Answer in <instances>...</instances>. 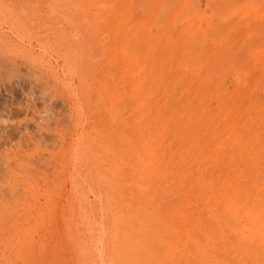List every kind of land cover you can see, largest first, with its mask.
<instances>
[{
  "label": "rangeland",
  "instance_id": "1",
  "mask_svg": "<svg viewBox=\"0 0 264 264\" xmlns=\"http://www.w3.org/2000/svg\"><path fill=\"white\" fill-rule=\"evenodd\" d=\"M172 1L0 0V264H264V0Z\"/></svg>",
  "mask_w": 264,
  "mask_h": 264
},
{
  "label": "bare ground",
  "instance_id": "2",
  "mask_svg": "<svg viewBox=\"0 0 264 264\" xmlns=\"http://www.w3.org/2000/svg\"><path fill=\"white\" fill-rule=\"evenodd\" d=\"M127 1H128V0H127ZM158 1H159V0H151V3H152V5H153V7H154V8H152L151 10H152V13H153V12L156 13L155 15L161 13V11H160L159 9H160L161 7L163 8V5L161 6V3H159ZM190 1H191V0H190ZM217 2H218V1H217ZM219 2H220V1H219ZM66 3H67V2H66ZM132 3H133V2H132ZM172 3H173V1L170 0V4H172ZM188 4H190V3H188ZM65 5H66V4H65ZM130 5H131V4H130ZM156 5H157V7H156ZM131 6H132V5H131ZM133 6H134V5H133ZM139 6H140V5H139ZM122 7H123V6H122ZM125 7H126V6H125ZM135 7H136V6H135ZM127 8H128V7H127ZM220 8H221V6H220ZM52 9H53V8H52ZM65 9H66V8H65ZM154 9L157 10V11L155 12ZM119 10H120V9H119ZM122 10H124V7H123ZM125 10H128V9H125ZM125 10H124V11H125ZM130 10H131V9H130ZM133 10H134V8H133ZM242 10H243V9H242ZM53 11H54V10H53ZM124 11H123V12H124ZM246 11H247V10H246ZM246 11H245V12H246ZM250 11H251V10H250ZM22 12H24V11H22ZM150 12H151V11H150ZM252 12H253V11H252ZM49 13H50V12H49ZM130 13H132V12H130ZM134 13H135V12H134ZM152 13L149 14V15H152ZM227 13H228V12H227ZM227 13H226V14H227ZM50 14H51V13H50ZM123 14H124V13H122V15H123ZM199 14H200V13H199ZM155 15H153V16H155ZM200 15H201V14H200ZM229 15H231V14H229ZM249 15H250V14H249ZM128 16H129V15H128ZM153 16H151V17H153ZM227 16H228V15H227ZM233 16H235V15H233ZM124 17H125V16H124ZM124 17H123V18H124ZM201 17H204V16H201ZM209 17H210V16H209ZM212 17H213V16H212ZM231 17H232V15H231ZM129 18H130V16H129ZM153 18H154V17H153ZM206 18H207V17H206ZM228 18H229V17H228ZM233 18H234V17H233ZM231 19H232V18H231ZM228 20H230V18H229ZM228 20H227V21H228ZM233 20H234V19H233ZM233 20H230V22L232 23ZM240 21H241V20H240ZM141 22H142V21H141ZM235 22H236V21H235ZM235 22H234V23H235ZM262 22H263V21H262ZM31 23H32V22H31ZM236 23H237V22H236ZM240 23H242V22H240ZM246 23L248 24L247 21H246ZM250 23H251V22H249V24H250ZM263 23H264V22H263ZM263 23H262V24H263ZM234 25H235V24H233V26H234ZM242 25H243V24H242ZM250 25H251V24H250ZM250 25H249V26H250ZM233 26H230V27H233ZM237 26H238V27H239V26L241 27L240 24L237 25ZM244 26H246V25H244ZM252 26H253V25H252ZM261 26H262V25H261ZM117 27H118V26H117ZM217 27H218V26H217ZM238 27H237V28H238ZM242 27H243V26H242ZM247 27H248V26H247ZM253 27H254V26H253ZM253 27H252V28H253ZM259 27H260V25H259ZM220 28H221V27H220ZM220 28H219V29H220ZM233 28H234V27H233ZM237 28H234V31H235V29H237ZM248 28H251V27H248ZM252 28H251V29H252ZM262 28H263V26H262ZM243 29H244V27H243ZM246 29H247V28H246ZM227 30H229V28H227ZM253 30H254V29H253ZM253 30H251V31H253ZM108 31H109V30H108ZM124 31H125V30H124ZM224 31H226V30L224 29ZM231 31H232V30H231ZM238 31H240V30L238 29ZM244 31H245V30H244ZM244 31L242 30L241 32L243 33ZM246 31H247V30H246ZM246 31H245V32H246ZM255 31H256V30H255ZM1 32H2V31H1ZM126 32H128V31H126ZM126 32H125V33H126ZM207 32H208V31H207ZM219 32H220V31H219ZM222 32H223V31H222ZM229 32H230V31H229ZM229 32L226 34L227 36H228ZM241 32H240V33H241ZM245 32H244V33H245ZM256 32H257V31H256ZM256 32H253V33H256ZM2 33H3V32H2ZM215 33H216V31H215ZM230 33H231V32H230ZM72 34H73V33H72ZM207 34H209V32H208ZM213 34H214V33H213ZM216 34H217V33H216ZM216 34H215V36H216ZM222 34H223V33H222ZM222 34H220V35H221L220 38L222 39V36H223V37H224L223 40H224L226 36H225V34H224V35H222ZM232 34H234V32H232ZM237 34H238V32H237ZM257 34H258V33H257ZM263 34H264V33H263ZM5 35H6V34H5ZM203 35H204V34H203ZM220 35H219V36H220ZM238 35H240V34H238ZM238 35H237V37H238ZM246 35H247V34H246ZM252 35H253V34H252ZM125 36H126V35H125ZM128 36H129V35H128ZM205 36H206V35H205ZM208 36H209V35H208ZM229 36H230V35H229ZM229 36H228V37H229ZM235 36H236V35H235ZM235 36H234V38H233L232 35H231V37H232L234 40H236V39H235ZM240 36H241V35H240ZM242 36H243V35H242ZM8 37H9V36H8ZM191 37H193V36L191 35ZM216 37H218V36H216ZM216 37H214V38H216ZM254 37H255L254 39H257V40H258V38H256V35H254ZM257 37H258V36H257ZM262 37H264V35H263ZM183 38H184V37H183ZM214 38H213V39H214ZM220 38H219V39H220ZM250 38H251V37H250ZM259 38H260V37H259ZM1 39H2V38H1ZM184 39H185V38H184ZM187 39H188V38H187ZM187 39H186V40H187ZM203 39H204V38H203ZM219 39H214V40H215V41H216V40L219 41ZM254 39L252 38V41H253ZM260 39L262 40V38H260ZM124 40H125V39H124ZM209 40H210V38H209ZM209 40H208V38H207V41H209ZM223 40H222V41H223ZM240 40H241V39H240ZM261 40H260V43H261ZM3 41H4V40H2V41L0 40V42H3ZM207 41H205V42H207ZM128 42H129V41H128ZM213 42H214V41H213ZM255 42H257V41H254V43H255ZM123 43H124V42H123ZM125 43H127V41H126ZM189 43H191V42H189ZM189 43L187 42L188 45H189ZM130 44H131V42H130ZM132 44H133V43H132ZM137 44H138V43H137ZM238 44H240V43H238ZM243 44H245V43H243ZM243 44H242V45H243ZM255 44H257V43H255ZM116 45H117V44H116ZM125 45H126V44H125ZM125 45H124L123 48H125ZM177 45H178V44H177ZM179 45H180V44H179ZM231 45H232V44H231ZM258 45L260 46V45H262V44H259V42H258V44H257L256 46L258 47ZM128 46H129V45H128ZM128 46H127V48H128ZM150 46H151V45H150ZM172 46H173V45H171V47H172ZM239 46H240V45H239ZM243 46H244V45H243ZM243 46H240L239 48H241V47H243ZM245 46H246V44H245ZM253 46H254L255 48H257L255 45H253ZM237 47H238V46H237ZM237 47H235V48H237ZM175 48H176V47H175ZM233 48H234V47H233ZM263 48H264V46H263ZM263 48H262V49H263ZM129 49H130V48H129ZM129 49H128V50H129ZM132 49H134V47H133ZM132 49H131V50H132ZM137 49H138V46H137ZM143 49H144V48H143ZM168 49L170 50V48H168ZM173 49H174V47H173ZM176 49H177V48H176ZM243 49H244V47H243ZM243 49H238V48H237V50H239V51H235V52H236V53H237V52H240V51L243 50ZM252 49H253V48H252ZM262 49H260L261 52H262ZM145 50H146V49H145ZM150 50H151V49H150ZM233 50H234V49H233ZM235 50H236V49H235ZM250 50H251V49H250ZM126 51H127V50H126ZM170 51H171V50H170ZM245 51H247L246 48H245ZM248 51H249V49H248ZM136 52H137V51H136ZM167 52H168V50H167ZM242 52H244V51H242ZM130 53H131V52H130ZM168 53L171 54V52H168ZM174 53H175V52H174ZM174 53H173V54H174ZM226 53H227V52H226ZM173 54H172V56H174ZM243 54H244V53H243ZM254 54H255V53H254ZM257 54H258V53H256V55H257ZM261 54H262V53H261ZM138 55H139V54H138ZM227 55L229 56V54H227ZM80 56H81V55H80ZM172 56H171V57H172ZM258 56H259V55H258ZM262 56H264V54H263ZM140 57L143 58L142 54H141ZM175 57H176V55H175ZM226 57H227V56H226ZM253 57H254V59L256 58L255 56H253ZM172 58H173V57H172ZM176 58H178V57H176ZM140 59H141V58H140ZM150 59H151V58H150ZM258 59H259V58H258ZM262 59H264V58H262ZM133 60H134V59H133ZM141 61H142V60H141ZM199 61H200V59H199ZM258 61H260V60H257L256 62H258ZM174 62H175V61H174ZM174 62H173V64H175ZM203 62H204V61H203ZM256 62H255V63H256ZM260 62L263 63V60H261ZM143 63H144V62H143ZM151 63H152V61L149 62V64H151ZM162 63H163V62H162ZM258 63H259V62H258ZM144 64H145V63H144ZM149 64H148V65H149ZM153 64H154V63H153ZM145 65H146V64H145ZM165 65L167 66V64H165ZM181 65H183V63H181ZM146 66H147V65H146ZM162 66H163V65H162ZM143 67L145 68V66H143ZM143 67H142V68H143ZM144 68H143V69H144ZM148 68H149V66H148ZM149 69H150V68H149ZM143 71H144V70H143ZM146 73H147V72H146ZM148 73H149V72H148ZM148 73H147V74H148ZM147 78H149V77H147ZM159 78H161V77H159ZM263 78H264V77H263ZM146 80H147V79H146ZM151 80H152V76H151ZM258 83H259V82H258ZM246 84H247V83H246ZM255 84H256V82H255ZM254 86H256V85H254ZM137 88H138V87H137ZM148 88H149V86H148ZM146 93L149 94L148 90H147ZM150 94H151V92H150ZM153 95H154V94H153ZM149 96H150V95H149ZM118 98H119V97H118ZM126 104H127V103H126ZM138 105H139V104H138ZM140 106H141V103H140ZM117 107H118V106H117ZM113 110H114V109H113ZM116 110H117V109H116ZM108 111H109V110H108ZM118 111H119V110H118ZM109 112L111 113V112H113V111L110 110ZM114 112L116 113V111H114ZM117 113H118V112H117ZM111 114H112V113H111ZM117 115H118V114H117ZM114 116H115V114H114ZM135 117H136V116H135ZM114 127H115V126H114ZM116 127H117V126H116ZM117 128H118V127H117ZM90 129H91V128H90ZM112 130H113V129H112ZM115 130H116V128H115ZM113 131H114V130H113ZM124 133H126V132H124ZM124 133H123V134H124ZM93 134H94V133H93ZM105 134H106V133H105ZM116 134H117V133H116ZM123 134H122V135H123ZM117 135H118V134H117ZM122 137H123V136H122ZM125 137H126V135H125ZM99 139H100V140H103V136H102V139H101V137H100ZM152 139H153V138H152ZM105 140H106V139H105ZM119 140H120V139H119ZM97 141H98V140H97ZM121 141H122V140H121ZM103 143H104V141H103ZM108 143H109L108 141H107V144L104 143L105 145H104V147H103V145H101V142H100V145H99V146H102L103 148H105V147L108 146L107 148H110V146H111L113 143H112L110 146L108 145ZM122 143H123V142H121V144H122ZM97 144H99V142H97ZM109 144H110V143H109ZM126 144H127V143H124L123 146L126 145ZM106 145H107V146H106ZM119 145H120V143H119L118 146H116V147L118 148ZM150 145H151V144H150ZM112 146H114V147H112V149L114 150L115 145H112ZM120 146H121V145H120ZM123 146L119 147V149H115L116 152H118V150H120ZM138 146H139V145H138ZM141 146H144V144L141 145ZM124 147H125V146H124ZM124 147H123V150H121V151H125V153H126V150H124V149H125ZM147 147H149V145H148ZM96 148H97V147H96ZM103 148H102V149H103ZM107 148H106V150H102V149L98 148V150H100V151H109V149L107 150ZM145 148H146V147H145ZM145 148H144V149H145ZM139 149H140V146H139ZM141 149H142V148H141ZM141 149H140V150H141ZM96 150H97V149H96ZM128 150H129V149H128ZM145 150H146V152H147L148 148H146ZM253 150H254V149H253ZM142 151H143V150H142ZM148 151H149V150H148ZM96 152H97V151H95V153H96ZM116 152H115V153H116ZM136 152H137V151H136ZM228 152H229V151H228ZM98 153H100V152H98ZM112 153H113V151H112ZM122 153H123V152H122ZM140 153H141V152H140ZM140 153H139V155L142 154V153H141V154H140ZM144 153H145V151H144ZM148 153L150 154V152H147V154H148ZM119 154H120V153H119ZM131 154H132V153H131ZM147 154H146V153L144 154V155H146V156H144V158H145V157H149V156L151 155V154H150V155L148 154V156H147ZM93 155H94V154H93ZM113 155H115V154H113ZM136 155H137V154H136ZM120 156H121V155H120ZM120 156H119V157H120ZM127 156H129V155H127ZM141 156H142V155H141ZM115 157H116V156H115ZM122 157H123V156H122ZM125 157H126V156H125ZM134 157H135V153H134ZM132 158H133V157H132ZM136 158H137V156H136ZM144 158H143V160H144ZM118 159H120V158H118ZM124 159H125V158H124ZM147 159H148V158H147ZM121 160H122V158H121ZM132 160H133V159H132ZM141 160H142V159H139L140 162H141ZM249 160H250V159H249ZM113 161H114V160H113ZM124 161H125V160H124ZM124 161H122V163H123ZM128 161L131 162L130 160H126V162H128ZM135 161H136V162H135L136 164H134V165H135V166L138 165V166H139V169H140V165H139L140 162H139V163L137 162L138 159H136ZM114 162H115V161H114ZM116 163H117V162H116ZM120 163H121V162H120ZM137 163H138V164H137ZM142 163L145 165V164H147L148 162L146 163V162H143V161H142ZM132 164H133V163H132ZM132 164H131V165H132ZM143 164H142V165H143ZM144 165H143V166H144ZM147 165H148V164H147ZM112 166L114 167V165H112ZM112 166H111V167H112ZM121 166H122V165H119V164H118L117 167L119 168V167H121ZM138 166H137V167H138ZM137 167H136V168H137ZM115 168H116V167H114L113 169L116 171ZM122 168H123V167H122ZM144 168H146V166H145ZM107 169H108V168H107ZM120 169H121V168H120ZM120 169L117 170V171H120ZM146 169H147V168H146ZM261 169H262V168H261ZM109 170H111V169H109ZM144 170H145V169H144ZM144 170L141 168V171L145 174V173L148 172L149 169L146 170L147 172H146V171L144 172ZM111 171H112V170H111ZM7 172H8V171H7ZM112 172H113V171H112ZM139 172H140V171H139ZM105 173H106L105 176L108 177V175H107L108 172L106 171ZM114 173H115L116 175L118 174V173H116V172H114ZM114 173H113V174H114ZM115 174H114V175H115ZM118 175H119V174H118ZM118 175H117V176H118ZM105 176L103 175V177H105ZM100 177H101V176H100ZM103 177H102V178H103ZM112 177H114V176L112 175ZM163 177H164V176H163ZM105 178H106V177H105ZM108 178H109V180L106 178V181H107V180H108V181L111 180L110 177H108ZM112 179H113V178H112ZM114 179H115V178H114ZM164 179H166V178H163V180H164ZM104 180H105V179H104ZM108 181H107V182H108ZM111 183H112V182H111ZM133 195H134V194H133ZM118 197H119V196H118ZM103 198H104V197H103ZM23 199H24V198H23ZM245 203H246V202H245ZM11 206H12V205H11ZM134 207H135V206H134ZM7 208H8V207H7ZM7 208H6V209H7ZM4 209H5V208H4ZM24 209H25V208H24ZM130 209H131V208H129V211H131ZM18 210H20V209H18ZM126 210H127V209H126ZM126 210H125V211H126ZM134 210H138V209L133 208V211H134ZM15 211H16V210H15ZM15 211H14V212H15ZM129 211L127 210V212H129ZM20 212H21V210H20ZM131 212H132V211H131ZM137 212H138V211H137ZM236 212H237V211H236ZM2 213H3V212H2ZM2 213H1V214H2ZM5 213H6V212H5ZM11 213H12V212H11ZM26 213H27V211H26ZM134 213H136V211H135ZM141 213H142V212H141ZM21 214H22V213H21ZM21 214H19V215H21ZM27 214H28V213H27ZM126 214H127V213L125 212L124 215L127 217ZM122 215H123V213H122ZM129 215H130V213H129ZM129 215H128V216H129ZM131 215H132V217H133V214H132V213H131ZM135 215H136V214H135ZM135 215H134V216H135ZM142 215H143V214H142ZM144 215H145L146 217H145V216L141 217V216H139V215H138V217H141V218H144V217H145L144 220H141V221L144 222L145 219H146V222H145V225H146L147 221H148L149 219H151V218H148V219H147V215H146V214H144ZM248 215H249V214H248ZM0 216H1V215H0ZM5 216H6V215H5ZM5 216H4V214H3L2 217H5ZM9 216H10V215H9ZM14 216H15V215H14ZM125 216H124V217H125ZM11 217H12V219H13V214H12V216H10L9 219H11ZM15 217L17 218V216H15ZM114 217H116V216H114ZM120 217H121V216H120ZM124 217H122V219H129V218H130V219H133V218H131L130 216H129V218H124ZM16 218H15V219H16ZM141 218H136V216H135L134 219H139V220H140ZM242 218H243V217H242ZM19 219H20V218H19ZM119 219H121V218H118V219H117V217H116L114 220L118 221ZM130 219H129L128 222H130V221H131V223L135 222V223H133V224H134V225H139V226L131 225L132 230L129 229V230H128L129 232L132 231V233L134 234L133 230L136 231V232H138V233H141V232L144 233L145 231H148V230H145V231L143 232V231H142V228H141L142 226H140L139 223L136 224V220L132 221V220H130ZM3 220H4V219H3ZM20 220H21V219H20ZM5 222H6V221H5ZM20 222H21V221H20ZM119 222H120V221H119ZM1 223H2V222H1ZM1 223H0V224H1ZM8 223H9V221H8ZM116 223H117V222H116ZM121 223H122V222H121ZM131 223H127V224H128V225H127L126 222H125L124 224L126 225V227H127V226L130 227L129 224H131ZM149 223H150V222H148V225H149ZM151 223H152V222H151ZM151 223H150V224H151ZM3 224H4V222H3ZM10 224H12V225H10ZM10 224L7 225V224L5 223V225H7V226H9V227H10V226H14V225H13V222H11ZM14 224H15V223H14ZM141 224H142V223H141ZM241 224H243V223H241ZM18 225H19V224H18ZM116 225H117V224H116ZM125 225H123V227H125ZM142 225H144V224H142ZM145 225H144V227H145ZM1 226H2V225H1ZM114 227H115V226H114ZM123 227H122V225H121L120 223H118L117 228H114V229H117V233H118V231H121V230L123 229ZM146 227H147V225H146ZM146 227H145V229H146ZM15 228H16V227H15ZM15 228H14V229H15ZM10 229H12V228H10ZM14 229H13V230H14ZM147 229H148V228H147ZM18 230H21V228L18 229ZM143 230H144V229H143ZM9 231H10V230H9ZM128 231H127V232H128ZM248 231H249V230H248ZM21 232H22V231H21ZM21 232H20V233H21ZM121 232H123V231H121ZM121 232H119V233H121ZM124 232H125V228H124ZM168 232H169V231H168ZM15 233L17 234V232H15ZM15 233H14V234H15ZM119 233L117 234L118 237H119V235H121V234H119ZM145 233H146V234H145ZM145 233H144V235H145L147 238H149V237L151 238V236H150L149 234H147V232H145ZM14 234H13V235H14ZM124 234L128 235L129 233H128V234H127V233H124ZM115 235H116V234H115ZM126 235H125V236H126ZM134 235H136V237L139 238V236H137L136 233H135ZM148 235H149V236H148ZM27 236H28V235H27ZM142 236H143V235L141 234V237H142ZM129 237H130V235H129L128 237H125V239H124L123 235H122V237L120 236V238H121L120 241L122 242L120 245H118V243L115 242V243L117 244V246L115 245L116 248L114 247V250H113L114 257H113V258H115V260H119V262H120L119 264H144V263H142L143 256L145 257V258H144V259H145V263H146V260H147V261L149 260V261H150V262L148 261L149 263H151L152 260H153V262H156V264L159 263V262L162 263L160 260H159V262H157V261H156V257L154 256V255L157 253L156 250H154V249H156L157 246H158L159 244H157V246L155 247V245L153 244V242H154V241H153V242H152V246L154 245V247H155V248L153 247V250H151V246H148V243H149L150 241H152L153 238H152V240H150V238H149V240H150L149 242L146 241V240H143V239H145V237H142L143 239L140 240V242L143 240L142 242H144V244H146V248H145V246H144V250H145L146 252H149V253H150V254L148 253V254L146 255V253H144L143 250H142L143 245L140 246L139 240H137V238L135 239L133 236L130 237L131 239H130ZM120 238H117V239H120ZM126 238H127V239H126ZM139 239H140V238H139ZM52 241H53V240H52ZM80 242H81V241H80ZM89 243H90V242H89ZM142 244H143V243H142ZM149 244L151 245V243H149ZM155 244H156V243H155ZM158 248H159V247H158ZM140 250H142V253L144 254V255L142 254V255H143L142 258H141V254H140V257H139L138 254H137V252L140 253ZM147 250H148V251H147ZM157 250H158V249H157ZM86 251H87V250H86ZM99 251H101V250L99 249ZM150 251H151L152 253H155V252H156V253H155V254H152ZM154 251H155V252H154ZM9 253H10V252H9ZM113 253H112V254H113ZM191 253H192V252H191ZM151 254L153 255V257H152ZM8 255H9V254H8ZM13 255H14V252H13ZM145 255L147 256V258H146ZM208 255H209V254H208ZM9 256H10V255H9ZM154 257H155V259H154ZM161 257H162V256H161ZM161 257H160V258H161ZM43 258H44V257H43ZM45 258H46V257H45ZM150 258H152V259H150ZM163 258H164V256H163ZM170 258H171V257H170ZM11 260H12V259H11ZM115 260H114V261H115ZM139 260H140V261H139ZM36 261H37V260H36ZM9 262H10V261H9ZM30 262H31V261H30ZM143 262H144V261H143ZM153 262H152V263H153ZM47 263H48V262H47ZM117 263H118V262H117ZM117 263H113V264H117ZM146 264H148V263H146ZM153 264H154V263H153Z\"/></svg>",
  "mask_w": 264,
  "mask_h": 264
}]
</instances>
